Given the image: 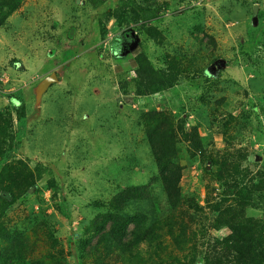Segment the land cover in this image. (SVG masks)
<instances>
[{"label": "rangeland", "instance_id": "obj_1", "mask_svg": "<svg viewBox=\"0 0 264 264\" xmlns=\"http://www.w3.org/2000/svg\"><path fill=\"white\" fill-rule=\"evenodd\" d=\"M120 22L133 33L125 46L112 45ZM141 55L157 70L180 59V82L166 94L132 98ZM17 90L26 103L22 125L8 100ZM147 104L185 119L187 132L201 126L203 152L181 142L173 160L185 174V205L177 211L168 209L162 182H153L157 160L140 121ZM0 115L13 137H0L9 159L0 167L7 178L0 192L15 176L34 175L39 186L27 195L16 190L11 205L0 198L4 262L126 264L105 259L114 224L106 216L120 191L137 186L151 201L132 202L124 213L149 220L129 229L124 257L149 259L138 257L137 244L151 246L160 219L165 264H207L217 254L234 264L227 227H256L264 213V0H25L0 29ZM190 212L197 216L189 219Z\"/></svg>", "mask_w": 264, "mask_h": 264}, {"label": "trees", "instance_id": "obj_2", "mask_svg": "<svg viewBox=\"0 0 264 264\" xmlns=\"http://www.w3.org/2000/svg\"><path fill=\"white\" fill-rule=\"evenodd\" d=\"M24 2L25 0H0V29H2L6 25L8 19L22 7ZM96 6H98V4H96ZM259 11L260 10H258L257 12ZM119 15L120 17H124L125 19L127 17L126 11L123 10H119ZM128 23L129 22H120L118 30H120L121 36L116 37L113 40L112 45L117 42L119 43V45L125 46L126 44H128V39H131L133 41V33L131 32V28H129L130 25ZM215 61H217V59H215ZM184 71L185 70L183 68V62L178 58L169 61L165 69L157 70L146 56L141 55L140 57H138L137 67L135 71V98H149L159 93L169 92L176 86V84L180 82ZM204 72L206 75H208L207 71ZM128 86L129 84L127 82L121 85L122 88ZM23 93V90H17L8 96V100L11 105L10 107H12L17 114L20 125H22L23 121L26 120L27 117L26 103L24 101ZM132 102L135 103V101ZM134 103L130 104L133 106ZM139 103L142 104V100ZM0 117L3 119L4 115H0ZM140 121H142L146 126V134L149 146L153 156L157 160L158 175L153 177V182H162L165 194L168 199V209L171 211H177L179 208H182L185 205L186 198L182 185V180L185 174L183 168L173 165V160L176 158L179 152L181 142L188 143L192 148V152H203L204 145L203 136L200 131L201 126L199 124H196L192 127L190 132H187L185 129V119H179L180 122H178L176 120V116L172 114V110H159L158 107L149 104H147L141 111ZM9 126L10 123L8 121L3 119L2 122L0 120V137L13 139L12 134L9 133ZM20 134L21 132H19L18 135ZM3 143L5 144L4 141ZM16 144L18 145V142H16ZM14 145L15 144H13V146ZM13 146L12 144H10V149ZM19 147L20 143L18 148ZM5 156L6 154H4V152H2L0 149L1 169L9 160L8 156L6 158ZM222 174L223 172L220 170L218 173V177L222 178ZM25 175L27 176V174ZM10 177L11 175L9 176V179H11ZM39 178L43 179L42 174ZM6 180V176L0 177L1 184H3ZM26 180L29 179L26 178ZM31 180L32 185L29 186V181ZM31 180L18 182V179L15 176L14 182L11 183V185L5 187L0 192V198L6 204L11 205L16 201V190L24 192L21 193L22 195H27V193L31 191L30 189L38 190L39 186L36 183L34 175L32 176ZM27 183L28 187L26 188ZM259 184L262 185L261 180ZM150 201L151 196L145 188L129 186L127 189L120 191L119 194L111 202L108 203L110 211L106 216V220L111 221L114 224L109 234V241L103 246V249H105L106 253L105 259L108 260L115 256V261H118L117 263L121 262V260L124 259L126 264H165L162 258L166 255V247L163 246L161 238H159V232H161V227L163 226V223L161 224L160 219L157 222V226L153 227L154 232L149 234L152 239L149 244H151L153 248L148 245L145 250H142V240L141 242L139 240L136 241L140 242L139 245L137 243H134L137 244V251L139 253L138 257L147 253V257L149 258L147 261H139L137 257L131 254L124 257L120 249V247L124 246V241L126 242L128 238L129 229L133 225L136 226V228H142L143 226L147 228V223L149 220L147 214L145 213L128 215L124 212L132 202ZM60 209L61 213L63 215L65 214L67 219L70 220L71 216L67 215V211L63 210V205H61ZM190 213L191 214H188L189 219L197 216V214L194 212ZM40 223L43 224L42 227L50 232L49 238L54 239L55 233L51 230V227L46 222L45 218H43L42 222ZM248 224L249 223L246 221H240L235 226L230 225L227 227L229 229V233L231 234L229 238L226 239V241L230 243L232 240V243L225 248H230L236 253L235 257H237V261L235 260L234 264H261L264 261V213L262 215L260 223L256 227H252ZM173 234L174 233H172L171 235ZM85 243L86 242L80 243L81 252L85 250ZM134 244L132 246H129L130 250L131 247L134 246ZM214 251L217 254L216 248L214 249ZM133 252H136V248H134L131 253ZM224 256L220 258L217 254L215 260H208L207 264H225L224 262L226 261L223 260ZM61 259H63V257ZM230 261L233 262V259H230ZM0 264L8 263L4 262L3 258H0ZM40 264L43 263L40 262ZM55 264L65 263L63 260L59 262L57 260Z\"/></svg>", "mask_w": 264, "mask_h": 264}, {"label": "water", "instance_id": "obj_3", "mask_svg": "<svg viewBox=\"0 0 264 264\" xmlns=\"http://www.w3.org/2000/svg\"><path fill=\"white\" fill-rule=\"evenodd\" d=\"M221 66H225V61H221ZM221 66H218V68L216 69H221ZM56 80L55 76L49 77L46 80H44L43 82V86H41L42 89H44L46 86L50 85L52 82H54Z\"/></svg>", "mask_w": 264, "mask_h": 264}, {"label": "built area", "instance_id": "obj_4", "mask_svg": "<svg viewBox=\"0 0 264 264\" xmlns=\"http://www.w3.org/2000/svg\"><path fill=\"white\" fill-rule=\"evenodd\" d=\"M131 97H132V98H135V94H131ZM139 99H141V98H139ZM139 101H140V100H139ZM136 106H137V104L134 103V104H133V107H136Z\"/></svg>", "mask_w": 264, "mask_h": 264}, {"label": "clouds", "instance_id": "obj_5", "mask_svg": "<svg viewBox=\"0 0 264 264\" xmlns=\"http://www.w3.org/2000/svg\"><path fill=\"white\" fill-rule=\"evenodd\" d=\"M159 94H166V92L165 93H159ZM159 110H160V108H159Z\"/></svg>", "mask_w": 264, "mask_h": 264}]
</instances>
